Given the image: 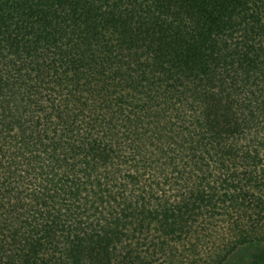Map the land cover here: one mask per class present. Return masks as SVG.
Segmentation results:
<instances>
[{
  "label": "trees",
  "instance_id": "trees-1",
  "mask_svg": "<svg viewBox=\"0 0 264 264\" xmlns=\"http://www.w3.org/2000/svg\"><path fill=\"white\" fill-rule=\"evenodd\" d=\"M261 196L264 0H0V264H131L232 206L225 264Z\"/></svg>",
  "mask_w": 264,
  "mask_h": 264
},
{
  "label": "rangeland",
  "instance_id": "rangeland-1",
  "mask_svg": "<svg viewBox=\"0 0 264 264\" xmlns=\"http://www.w3.org/2000/svg\"><path fill=\"white\" fill-rule=\"evenodd\" d=\"M245 191L249 193L248 198L243 199V195L236 193L235 195L239 199L242 198L248 201V204L246 202V206L244 207L249 208L256 203L255 200L257 195H251L254 194L251 189H246ZM261 198H263L264 201V196H261ZM234 208L235 209L232 210L233 207L231 206V209L227 210L228 213L234 215V217L231 218L232 220L227 221L225 218L228 216L224 215V218H219V221L216 220L215 223H201L205 226H201L199 229L197 228L200 236L199 240H197V237H192V231V233L189 234V239L167 243L166 246L162 245V251H160L161 248L159 247L155 248L153 243L147 242L145 246L139 248L137 252L139 258H134L131 264H218L221 260H224V257L228 256L227 254L234 247L235 241L237 242L238 235L236 233L238 230L236 232L232 229L233 220H237L238 218L244 221L247 220L244 211L236 207ZM257 216H254V221L259 220L260 224L257 226H262L264 230V211L261 213L260 217ZM253 223L254 222L245 224V228L253 227ZM194 231H196V229ZM155 251L157 253H154ZM261 252H264V246L259 248L250 246L245 247L241 250H236V253H232L227 258V261H225V264H253L256 255ZM115 262L118 264L119 260L116 259Z\"/></svg>",
  "mask_w": 264,
  "mask_h": 264
}]
</instances>
